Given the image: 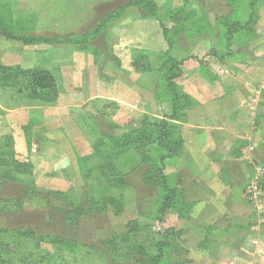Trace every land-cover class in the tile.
<instances>
[{"label":"rangeland","instance_id":"374dc122","mask_svg":"<svg viewBox=\"0 0 264 264\" xmlns=\"http://www.w3.org/2000/svg\"><path fill=\"white\" fill-rule=\"evenodd\" d=\"M133 1L0 0V55L14 57L20 45L57 50L69 46L98 55L105 48L108 26L120 23L108 18ZM139 2L144 12L136 6L128 8L141 17L155 18L165 52L131 50L130 68L113 51L97 61L113 62L117 75L140 91L147 109H156L157 117L142 114L131 123L118 124L112 116L117 108L110 102L101 105L103 111L97 116L81 115V123L91 133V147L94 142L98 151L82 158L68 152L73 161L72 173L64 172L69 182L53 191H40L39 197L34 196L39 191L31 176L25 171L10 173L3 166L5 159L14 160L8 155L14 140L6 135L12 141L0 148V256L10 264H154L155 259L160 264H225L218 253L228 254L232 248L243 251L250 230L242 224H260L264 232V202L254 213L245 200L255 175L248 183L236 179L230 185L223 166L236 162L240 170L243 160L253 163L259 157L262 163L254 166L262 174L259 180H264V0ZM38 16L40 28L35 27ZM34 37L40 42H33ZM198 42H209V50L195 49ZM168 70H173L169 76ZM231 75L238 84L224 91L217 85L214 97L210 85ZM171 85L180 98L179 120L174 122L169 118ZM222 92L233 95L227 115L218 97ZM166 102L168 109L162 105ZM238 105L244 108L237 123L210 132L208 138L198 129L182 126L188 122V111L193 125H204L203 106L214 110L213 125L224 126V119ZM157 122L174 126L162 134L160 145ZM52 137L61 141L56 133L38 131L36 147ZM209 138L214 142L208 143ZM200 146L206 148L203 154L195 149ZM208 158L217 162L209 163ZM15 159L19 161L17 154ZM251 165L247 164L248 172ZM152 170L160 171L162 185H153ZM199 174L204 185L192 190ZM163 186L170 192H164ZM111 201L116 207H110ZM251 205L259 207V202ZM260 247L253 243L258 257Z\"/></svg>","mask_w":264,"mask_h":264},{"label":"crops","instance_id":"0c3cea01","mask_svg":"<svg viewBox=\"0 0 264 264\" xmlns=\"http://www.w3.org/2000/svg\"><path fill=\"white\" fill-rule=\"evenodd\" d=\"M38 22L39 16L37 17V24ZM118 23L117 25L108 26L104 33L105 48L98 55H95L93 51H81L69 46H59L57 50L46 45H38L36 48H23L20 45L14 57L11 55L1 57L0 55V63L3 66H16L25 70L40 68L50 72L60 84L58 99L54 105L50 106L29 100L13 90L0 87V139L8 134L12 136L18 160L31 162L34 166L33 178L39 191H53L58 189L56 186L60 183L67 185L69 178L65 176L64 172L68 170L72 173L73 165L68 152L73 157L79 158L91 155L92 147L89 139L91 133L88 127L81 123V115H88L89 113V115L97 116L100 111H103L101 105L104 102H110L117 108L112 116L113 121L118 124L131 123L142 114L157 117L156 109L153 112L147 109L140 91L131 87L127 81L117 75L118 67L113 62L104 61V63H101L97 61V58L99 57L98 60H105L107 55H110L113 51V55L120 58L124 64L123 66L126 67L127 65L130 68L131 57L128 55L131 50L156 54L164 53L166 49L164 37L154 20L141 18L133 8L125 9L120 19H118ZM35 27L40 28L39 24ZM53 28L54 26L50 27L49 25V31L55 33ZM35 33L42 34L41 32ZM42 36L44 35L42 34ZM210 45L209 42L205 44L198 42L195 49L209 50ZM12 53L15 52L12 51ZM122 59L126 61L124 62ZM109 73H114L115 77L110 76ZM194 74L192 73V75ZM237 81L238 78L231 75L230 78L226 77V79L212 83L209 91L216 97V93L219 91L217 85L220 90L224 91L228 85H237ZM218 97L219 101L224 103L227 115L229 112L227 104L228 102L232 103L231 98H233V95L230 98L222 92ZM162 105H164V109H168V102L162 103ZM91 107L96 108L94 113L91 111ZM242 108L244 107L238 105L236 112H231V117L228 116L224 119L225 125L218 126L213 125V119L210 118L214 110L211 107L209 109L208 106H203L202 111L205 117L201 121H205L204 125H193L189 119L192 115L190 114L189 117L190 111H188V122L182 124V126L189 127V129H198L202 137L208 138V134L212 131L226 130L229 124H231L230 127H233V124H236L237 119L241 117ZM40 130L45 133L60 135L61 141L59 140L58 143L54 140V137L47 138L43 140L41 147H36L34 134ZM231 130L233 132L235 129ZM210 142L213 143L214 141L209 138L208 143ZM36 148L39 150L37 151ZM195 149H197L198 154H203L206 148L200 146ZM207 160H209V163L211 161L213 163L217 162L215 159L210 161L208 158ZM237 160L239 161V159ZM243 161L244 164L240 170L236 162L223 165L227 171L230 185L236 179L247 181L252 175H257L258 171L255 170L256 166L254 164L259 165V162H261L259 157L253 160V163L250 159ZM247 164H253L250 172L247 171ZM255 176L253 179H255ZM202 177L201 174L198 178L195 177L197 179L196 186L192 190L203 187ZM245 183H248V181ZM263 197L264 193L256 202L249 204L254 213H257L258 208H262ZM257 202H259V207L251 205L257 204ZM208 217H211V212H209ZM241 226L243 228L248 226L247 228L250 230L242 244L243 251L238 253L236 251L238 249L231 247L232 250L228 254L218 253V258L225 260L226 263L230 262L229 264H239L240 262L242 264H264V232L260 230L262 225L242 224ZM255 241L261 246L260 257L255 252L256 249L253 248Z\"/></svg>","mask_w":264,"mask_h":264},{"label":"trees","instance_id":"16d2710c","mask_svg":"<svg viewBox=\"0 0 264 264\" xmlns=\"http://www.w3.org/2000/svg\"><path fill=\"white\" fill-rule=\"evenodd\" d=\"M131 6H136L139 9L143 11L144 6L142 2H139V0L133 1L130 5L123 7V10H120L116 14H113V17L108 18V20H116L121 17L125 9ZM144 12V11H143ZM111 16V15H110ZM143 19H152L155 20L153 16L150 15H142ZM106 18L102 19V21H105ZM107 20V21H108ZM156 21V20H155ZM106 22V21H105ZM105 24V23H104ZM164 34V32H163ZM33 42H40V40L36 37L32 38ZM49 39L42 38V42H49ZM134 65H136V62ZM136 67V66H135ZM168 68V67H167ZM172 69V68H171ZM173 70H168V76ZM171 79V78H170ZM0 87L5 88V89H10L15 91L17 94L23 95L29 100L36 101L40 104L43 105H54L58 99L59 93H60V84L59 81L48 71L40 69V68H32V69H21L19 67H6L0 64ZM171 90L173 91V97L171 98V108L170 111L172 112V115L169 116L171 121H177L179 120V117L177 116L178 112V100L180 99L179 96L175 93L174 87L171 85ZM147 117V116H146ZM148 120V118H146ZM173 121V122H174ZM172 122V123H173ZM155 128L157 129V134H158V140H157V145H160V143L163 140V137L161 138L162 134L164 133L165 135L167 130L171 128L173 130L174 126L170 125L169 122H157L155 124ZM164 135V136H165ZM8 140L11 142L12 139L8 136H3L0 139V148L4 147L5 144H7ZM11 148V155L8 154L9 156H12L14 160L11 157V161H8V158L5 159L3 166L10 171V173H21L25 171V173L28 176H31L32 181H33V186L37 191H39L36 186H35V181L34 178L32 177V172H33V166L30 162H20L15 159L16 153L14 151V142L10 144ZM92 150L97 152V148L95 147V143H92ZM104 169V167H102ZM153 173V170H152ZM154 177L152 176V181L153 185L159 186L162 185L160 184V181L162 182V178L160 179V171L158 170L157 172L153 173ZM158 176V178H157ZM259 187L264 189V180L259 182ZM163 190L166 193H169L170 191L166 186H163ZM42 193V192H41ZM40 191L38 193H34V196L39 197L42 195ZM26 197V195L24 196ZM167 197H165L164 202L166 203ZM109 204V202H108ZM110 207H116L114 201L110 202ZM71 219H73L71 217ZM159 252L163 253V249L159 248ZM163 256V254H161ZM161 259V257H158ZM163 258V257H162ZM0 264H10L7 259H4L0 256ZM31 264V263H30ZM35 264H46L44 262H38ZM154 264H160L159 259L154 260Z\"/></svg>","mask_w":264,"mask_h":264},{"label":"built area","instance_id":"2783aa9c","mask_svg":"<svg viewBox=\"0 0 264 264\" xmlns=\"http://www.w3.org/2000/svg\"><path fill=\"white\" fill-rule=\"evenodd\" d=\"M260 172V170L258 171ZM257 172V176L255 177V181H253L252 183H250V185L247 187L246 191H245V200H248L250 203H254L256 202L261 196V188L259 187V177L262 176L261 172L258 173Z\"/></svg>","mask_w":264,"mask_h":264}]
</instances>
